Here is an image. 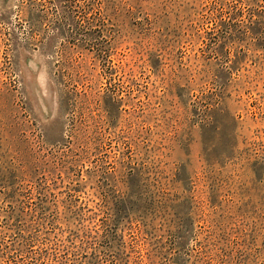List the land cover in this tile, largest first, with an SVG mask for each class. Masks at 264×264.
Wrapping results in <instances>:
<instances>
[{"label": "rangeland", "instance_id": "1", "mask_svg": "<svg viewBox=\"0 0 264 264\" xmlns=\"http://www.w3.org/2000/svg\"><path fill=\"white\" fill-rule=\"evenodd\" d=\"M0 264H264V0H0Z\"/></svg>", "mask_w": 264, "mask_h": 264}]
</instances>
